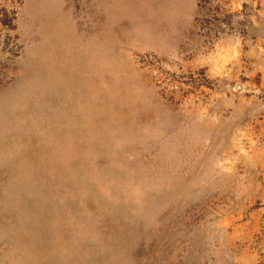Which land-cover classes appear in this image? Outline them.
Returning a JSON list of instances; mask_svg holds the SVG:
<instances>
[{"label":"rangeland","instance_id":"rangeland-1","mask_svg":"<svg viewBox=\"0 0 264 264\" xmlns=\"http://www.w3.org/2000/svg\"><path fill=\"white\" fill-rule=\"evenodd\" d=\"M0 264H264V0H0Z\"/></svg>","mask_w":264,"mask_h":264}]
</instances>
